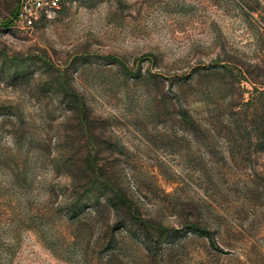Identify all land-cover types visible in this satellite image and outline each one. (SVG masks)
<instances>
[{
	"label": "rangeland",
	"instance_id": "obj_1",
	"mask_svg": "<svg viewBox=\"0 0 264 264\" xmlns=\"http://www.w3.org/2000/svg\"><path fill=\"white\" fill-rule=\"evenodd\" d=\"M19 1L0 0V264H264V0H60L32 29ZM85 161L178 234L99 242L69 214Z\"/></svg>",
	"mask_w": 264,
	"mask_h": 264
},
{
	"label": "trees",
	"instance_id": "obj_2",
	"mask_svg": "<svg viewBox=\"0 0 264 264\" xmlns=\"http://www.w3.org/2000/svg\"><path fill=\"white\" fill-rule=\"evenodd\" d=\"M261 93L264 94V90ZM259 107L264 108V102L258 103V101H255L251 111L252 121L258 123L259 120L261 125L259 130L262 131L261 142L257 143L258 147L256 149H264V119L257 114ZM240 113V110L236 111L233 116H239L231 121V124L235 125L238 131L242 130L244 124ZM252 121L251 123H253ZM246 140L250 141L252 137L248 135ZM76 168L84 171L91 170L93 176L87 174L84 179H72L74 189L85 186L89 190L84 195H76L69 203L70 218L78 225L86 219L84 214L90 220L96 221L98 219L100 223L98 241H104L105 246L110 247L112 251L122 248L121 238L119 237L121 228L131 223L137 225L139 242L146 251L163 239L178 234L177 229L174 227L157 224L151 219L143 218L139 211L134 208V204L127 194L118 189L114 183H111L110 178L103 176L101 165L85 161L79 164L76 163ZM185 227L186 232L191 231L198 236H204L212 246L218 247L214 232L208 228L201 226L198 222H189ZM96 243L98 242L96 241Z\"/></svg>",
	"mask_w": 264,
	"mask_h": 264
},
{
	"label": "built area",
	"instance_id": "obj_3",
	"mask_svg": "<svg viewBox=\"0 0 264 264\" xmlns=\"http://www.w3.org/2000/svg\"><path fill=\"white\" fill-rule=\"evenodd\" d=\"M59 5L60 0H20L15 17L25 27L32 29L42 15L54 13Z\"/></svg>",
	"mask_w": 264,
	"mask_h": 264
}]
</instances>
